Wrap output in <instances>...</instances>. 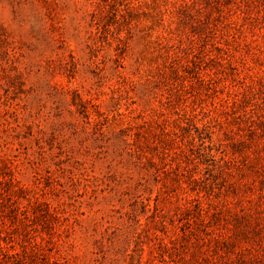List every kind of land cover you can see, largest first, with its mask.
<instances>
[{
  "label": "rangeland",
  "instance_id": "rangeland-1",
  "mask_svg": "<svg viewBox=\"0 0 264 264\" xmlns=\"http://www.w3.org/2000/svg\"><path fill=\"white\" fill-rule=\"evenodd\" d=\"M0 264H264V0H0Z\"/></svg>",
  "mask_w": 264,
  "mask_h": 264
}]
</instances>
